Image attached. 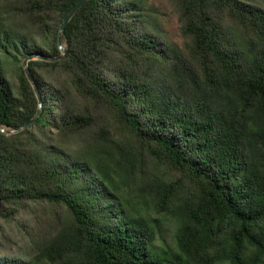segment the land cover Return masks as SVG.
<instances>
[{"label":"trees","instance_id":"1","mask_svg":"<svg viewBox=\"0 0 264 264\" xmlns=\"http://www.w3.org/2000/svg\"><path fill=\"white\" fill-rule=\"evenodd\" d=\"M77 1L0 0L1 123L35 114L22 60L59 54ZM171 1L181 45L143 0H88L66 56L28 62L42 108L0 132V220L48 229L11 256L0 224V264L262 261L264 0Z\"/></svg>","mask_w":264,"mask_h":264},{"label":"rangeland","instance_id":"2","mask_svg":"<svg viewBox=\"0 0 264 264\" xmlns=\"http://www.w3.org/2000/svg\"><path fill=\"white\" fill-rule=\"evenodd\" d=\"M147 8L153 14L156 24L161 29L165 38L178 45L182 44L183 37L180 32L181 23L176 6L171 0H143ZM42 214L41 223L38 224V215ZM39 213L24 212L13 220H0L3 226L4 234L2 235L7 242L5 243L4 252L11 256H19L22 254L20 248L29 244L39 231L48 229L47 219L49 216L40 210ZM172 224L166 222L162 229L164 239L170 243L172 236ZM27 250V249H26ZM258 264H264V257Z\"/></svg>","mask_w":264,"mask_h":264},{"label":"water","instance_id":"3","mask_svg":"<svg viewBox=\"0 0 264 264\" xmlns=\"http://www.w3.org/2000/svg\"><path fill=\"white\" fill-rule=\"evenodd\" d=\"M88 0H78L73 7L68 11V13L63 17L62 21L60 22V25L58 27L57 31V47L59 50V54L55 56H46V55H41V54H29L26 57L23 58L22 60V67L24 70V74L30 83L33 92L37 98L38 104H37V109L35 114L28 119L26 122H24L21 126L17 128L9 127L3 123L0 122V132L6 134V135H11V134H16L22 130H24L26 127H28L30 124H32L37 117L39 116L42 108V99L41 95L38 89V86L34 79L32 78L29 70V65L28 62L30 60H45V61H57L63 59L66 54H67V46L66 43L63 41V34H64V29L68 22L72 19V17L75 15V13L82 7V5Z\"/></svg>","mask_w":264,"mask_h":264}]
</instances>
